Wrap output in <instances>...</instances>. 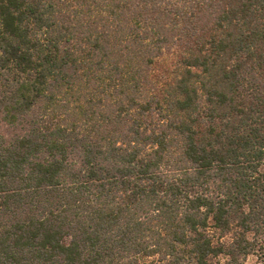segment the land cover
Returning a JSON list of instances; mask_svg holds the SVG:
<instances>
[{
  "label": "trees",
  "instance_id": "obj_1",
  "mask_svg": "<svg viewBox=\"0 0 264 264\" xmlns=\"http://www.w3.org/2000/svg\"><path fill=\"white\" fill-rule=\"evenodd\" d=\"M264 264V0H0V264Z\"/></svg>",
  "mask_w": 264,
  "mask_h": 264
},
{
  "label": "rangeland",
  "instance_id": "obj_2",
  "mask_svg": "<svg viewBox=\"0 0 264 264\" xmlns=\"http://www.w3.org/2000/svg\"><path fill=\"white\" fill-rule=\"evenodd\" d=\"M256 260H257L256 256H249L247 264H253L256 262ZM221 264H223V262H221Z\"/></svg>",
  "mask_w": 264,
  "mask_h": 264
}]
</instances>
